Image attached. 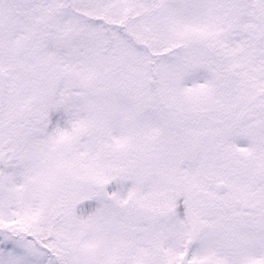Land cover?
<instances>
[{
  "label": "snow or ice",
  "instance_id": "1",
  "mask_svg": "<svg viewBox=\"0 0 264 264\" xmlns=\"http://www.w3.org/2000/svg\"><path fill=\"white\" fill-rule=\"evenodd\" d=\"M0 264H264V0H0Z\"/></svg>",
  "mask_w": 264,
  "mask_h": 264
}]
</instances>
